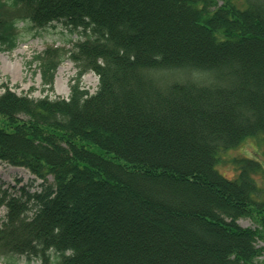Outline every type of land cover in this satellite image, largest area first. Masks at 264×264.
<instances>
[{"label":"trees","instance_id":"trees-1","mask_svg":"<svg viewBox=\"0 0 264 264\" xmlns=\"http://www.w3.org/2000/svg\"><path fill=\"white\" fill-rule=\"evenodd\" d=\"M20 22L77 33L33 56L46 88L77 72L67 98L0 94V162L42 180L3 190L0 264H264L263 167L216 168L264 136V0H0V53Z\"/></svg>","mask_w":264,"mask_h":264},{"label":"rangeland","instance_id":"rangeland-1","mask_svg":"<svg viewBox=\"0 0 264 264\" xmlns=\"http://www.w3.org/2000/svg\"><path fill=\"white\" fill-rule=\"evenodd\" d=\"M18 46L11 52L0 53V94L6 88L16 91L18 94H27L35 98L49 96L50 98L65 97L70 94V84L76 75V68L72 61L65 60L59 67L53 90L46 88L42 83L41 72L37 63L32 62L33 56L42 51L49 44L65 45L68 40L77 39V33L70 32L61 23H53L46 28H34L30 23L20 22ZM99 84V77L94 72L85 74L82 78V85L91 93H94ZM219 162L217 170L228 178H236L239 169L236 166L237 158H248L259 161L263 171L256 175L257 183L264 188V136L247 137L240 145L219 152ZM50 181H53L50 178ZM42 180L30 173L23 167L11 166L5 162H0V197L4 189L17 191L26 185L31 191L41 189ZM107 209L114 207L113 217H121L127 209L118 201L109 200L106 202ZM119 209V210H118ZM6 214V207L0 206V225ZM181 220H172V224L179 226ZM239 223L245 227L254 226L251 219H240ZM119 231L123 227L118 228ZM264 247V239L258 243ZM257 260H264L261 255ZM15 263H14V262ZM35 260H29L25 255L10 254L2 259V264H37Z\"/></svg>","mask_w":264,"mask_h":264}]
</instances>
